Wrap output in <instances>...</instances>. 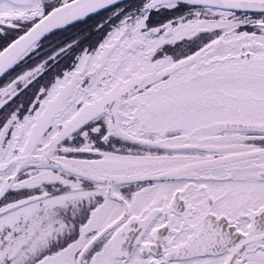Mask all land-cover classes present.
<instances>
[{"label":"snow or ice","instance_id":"snow-or-ice-1","mask_svg":"<svg viewBox=\"0 0 264 264\" xmlns=\"http://www.w3.org/2000/svg\"><path fill=\"white\" fill-rule=\"evenodd\" d=\"M0 264H264V0H0Z\"/></svg>","mask_w":264,"mask_h":264}]
</instances>
